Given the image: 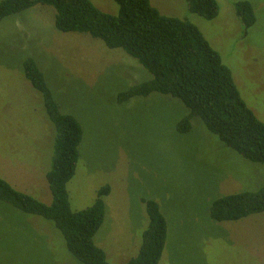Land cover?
<instances>
[{"label":"rangeland","instance_id":"374dc122","mask_svg":"<svg viewBox=\"0 0 264 264\" xmlns=\"http://www.w3.org/2000/svg\"><path fill=\"white\" fill-rule=\"evenodd\" d=\"M116 13L114 0H91ZM216 0L217 15L192 13L185 0H150L163 15L197 26L234 79L244 103L264 122V0H248L255 22L245 28L234 4ZM54 9L37 4L0 21V178L51 202L46 173L54 153V127L41 95L24 74L33 58L63 112L83 130L79 161L67 183L70 206H90L108 185L105 215L94 242L110 264H126L147 227L143 198L159 205L167 239L158 264H264V212L237 221L210 217L224 195L264 186V163L251 162L210 133L199 117L187 133L177 122L183 103L151 93L116 97L151 75L121 48L86 33L60 32ZM0 264H81L53 222L0 200Z\"/></svg>","mask_w":264,"mask_h":264},{"label":"trees","instance_id":"16d2710c","mask_svg":"<svg viewBox=\"0 0 264 264\" xmlns=\"http://www.w3.org/2000/svg\"><path fill=\"white\" fill-rule=\"evenodd\" d=\"M116 13L99 9L91 0H0V21L37 4L51 6L54 26L60 32L86 33L108 48H121L151 77L117 94V101L151 93L170 95L189 110L177 122V130H191L193 118L227 147L251 162L264 163V122L246 106L229 68L204 38L196 25L186 19L163 15L150 0H114ZM190 12L205 19L217 15L216 0H185ZM247 29L255 22L248 0L234 4ZM24 74L42 97L48 120L54 127L52 166L46 173L51 202L44 203L19 191L0 178V200L13 207L53 222L66 247L81 264H110L106 253L94 242L103 223V197L110 187L102 185L93 203L83 209L70 206L67 183L79 161L83 130L78 119L61 110L45 77L33 58L23 62ZM148 217L138 253L126 264H158L167 239V224L159 205L143 198ZM264 212V186L255 191L230 193L215 199L210 217L218 222L237 221Z\"/></svg>","mask_w":264,"mask_h":264}]
</instances>
